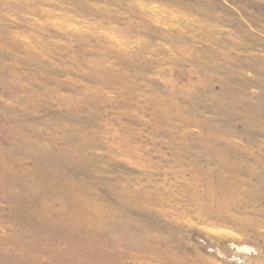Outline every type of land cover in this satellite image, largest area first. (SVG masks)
<instances>
[{
    "label": "rangeland",
    "instance_id": "374dc122",
    "mask_svg": "<svg viewBox=\"0 0 264 264\" xmlns=\"http://www.w3.org/2000/svg\"><path fill=\"white\" fill-rule=\"evenodd\" d=\"M0 264H264V0H0Z\"/></svg>",
    "mask_w": 264,
    "mask_h": 264
}]
</instances>
